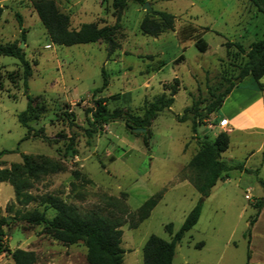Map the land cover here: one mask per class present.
Instances as JSON below:
<instances>
[{
	"label": "rangeland",
	"instance_id": "rangeland-1",
	"mask_svg": "<svg viewBox=\"0 0 264 264\" xmlns=\"http://www.w3.org/2000/svg\"><path fill=\"white\" fill-rule=\"evenodd\" d=\"M112 1H55L72 30L82 24L112 27L120 15L112 36L118 47L108 56L101 41L51 44L29 0H0V44H24L21 50L31 67L27 93L42 110L28 125L45 137L31 134L21 141L26 130L16 116L26 107L22 70L17 60L0 56V153L7 152L0 156V169L21 165V154L44 156L64 166L61 173L30 182L27 192L35 201L27 205L15 203L12 187L0 183L1 216L9 221L1 249L31 252L35 264H86L81 242L63 245L45 227L14 217L16 212L42 211L46 196L59 198L80 214L93 212L115 222L121 231L122 264H142V247L150 235L170 241L199 199L187 168L199 149L197 138L213 139L221 130L220 120L206 115V107L234 80L244 61L225 44L247 50L264 37V14L248 0H143L150 11L175 17L173 30L156 38L139 31L149 12L143 5L127 0L116 12ZM174 79L178 91L173 103L150 122L149 136L131 132L120 118L85 138L83 130L92 122L86 111L96 102L142 117L150 103L169 96ZM243 84L256 85L250 77ZM250 100L255 102L247 118L253 121L264 100ZM230 139L232 147L222 159L232 157L231 164L244 165L248 172L233 170L212 188L197 224L176 245L172 264H264V206L258 216L255 207L264 198L259 184L264 181V136L232 134ZM71 143L74 155L66 151ZM156 194L161 200L149 218L131 228L134 212ZM54 215L52 209L45 211L47 219ZM167 224L172 235L164 229ZM0 264L13 263L1 252Z\"/></svg>",
	"mask_w": 264,
	"mask_h": 264
},
{
	"label": "trees",
	"instance_id": "trees-1",
	"mask_svg": "<svg viewBox=\"0 0 264 264\" xmlns=\"http://www.w3.org/2000/svg\"><path fill=\"white\" fill-rule=\"evenodd\" d=\"M56 0H29L38 19L44 27L51 44L61 47H71L76 45H87L96 42L107 44V55H111L117 44L113 41V35L119 28L118 21L120 15L117 14V23L112 27L98 28L94 24H82L78 30L69 28L68 16L60 13L55 5ZM133 3L144 5L143 0H131ZM258 12L264 14V0H248ZM127 0H113L112 7L119 12L125 6ZM3 14V7L0 5V19ZM175 17L163 11H149L143 17L139 24V31L142 35L156 38L161 34L172 31ZM22 40L24 37L22 36ZM234 47L238 53L243 55L244 61L238 67V72L229 86L217 96L206 107V115L217 113L221 108L225 98L231 90L246 77L252 78L259 91L263 90V84L260 82L264 76V37L251 43L247 50L237 43H226L225 47ZM0 56L13 58L18 61L22 70V86L26 95L25 110L17 116V122L26 130L25 136L21 141L29 139L30 135L45 139L42 130L35 132L28 123L36 121L42 113L33 104L28 91V80L31 76V67L25 58L24 52L17 45H1ZM106 82H103V86ZM178 91V80L174 79L170 87L169 96H160L154 102L150 103L144 111L142 117H134L123 114L120 110H108L103 102H96L93 109L87 110L86 114L91 115L92 122L88 128L83 130L87 140L97 132L100 127L124 118L126 127L132 132V129H145V136H149L147 130L150 122L157 113L169 109L173 103V97ZM199 149L190 159L187 168L189 171V183L199 194V199L195 206L185 216L184 221L178 231L172 235L171 224L165 226V231L172 235L170 241L150 235L142 247V264H172L176 245L184 236L197 224L201 214L202 204L210 195L212 188L219 181L227 179L229 172L242 169L241 165H229L221 159L229 146V136L226 132H218L213 140L206 138H197ZM67 153L75 154L72 143L66 148ZM7 153L2 151L0 156ZM64 166L47 157H32L27 154H21V165H13L10 169H0V183H8L14 193V202L27 205L35 199L30 196L27 189L30 182L39 180L41 177L61 173ZM74 175H78L74 173ZM259 184L264 188V181ZM161 200V195L156 194L147 199L137 211L134 212V220L131 228L137 227L140 223L149 218L151 211ZM43 210L32 209L24 213L16 212L17 220L22 221L29 226H43L52 233L54 240L69 246L81 242L86 248V264H122L123 250L121 244V231L118 225L112 220L102 217L96 213L80 214L76 209L64 203L57 197L46 196L40 202ZM264 206V198L258 200L255 204L257 209L256 216ZM52 209L55 215L51 219L45 217V211ZM11 220L15 218H10ZM255 220V219H254ZM254 220L250 222L253 224ZM9 225L7 217L1 216L0 211V253L5 252L10 256L13 264H35V256L31 252L16 249L14 251L1 249V241L4 236L3 228ZM202 244H198L199 248Z\"/></svg>",
	"mask_w": 264,
	"mask_h": 264
},
{
	"label": "crops",
	"instance_id": "crops-1",
	"mask_svg": "<svg viewBox=\"0 0 264 264\" xmlns=\"http://www.w3.org/2000/svg\"><path fill=\"white\" fill-rule=\"evenodd\" d=\"M248 78L249 77H246L242 82L238 83L231 90V92L227 95L221 108L217 113L211 114V117H216L219 120L226 119L228 122L227 131L226 130L218 131V132H226L229 136V146L224 153H228V151H230L232 147L231 139H230L232 134L264 136V108H262V110L260 111L258 118L254 119L253 121L247 118L248 111L251 105H254L255 102V101L253 102V100L251 101L250 98H255V99L259 98V100L260 99L264 100V76L260 80V82L263 84L262 91H259L256 85L255 87L243 86L244 81ZM228 103H232L231 104L232 106H228ZM212 128L214 129L216 128V126H212ZM262 143H264V139L262 140ZM224 153H222V155ZM222 155H221V159H222ZM232 160H233L232 157H228V159L225 162H227L229 165H233L231 164ZM242 169H245L244 165H242ZM240 173H242V171H240Z\"/></svg>",
	"mask_w": 264,
	"mask_h": 264
},
{
	"label": "water",
	"instance_id": "water-1",
	"mask_svg": "<svg viewBox=\"0 0 264 264\" xmlns=\"http://www.w3.org/2000/svg\"><path fill=\"white\" fill-rule=\"evenodd\" d=\"M143 8H144L146 11H150V8H149V6H148L147 3H144ZM23 46H24V44L21 43V44L19 45V48L22 49ZM145 131H146V130L143 129V128H142V129H140V128L132 129V132H133V133H138V134H139V133L142 134V133H144Z\"/></svg>",
	"mask_w": 264,
	"mask_h": 264
},
{
	"label": "built area",
	"instance_id": "built-area-1",
	"mask_svg": "<svg viewBox=\"0 0 264 264\" xmlns=\"http://www.w3.org/2000/svg\"><path fill=\"white\" fill-rule=\"evenodd\" d=\"M218 127H219V129H221V130H228V122H227V120L226 119H222V120H220V122H219V124H218ZM245 199L246 200H248L249 199V196H245Z\"/></svg>",
	"mask_w": 264,
	"mask_h": 264
}]
</instances>
